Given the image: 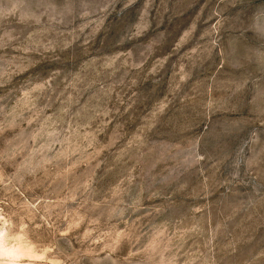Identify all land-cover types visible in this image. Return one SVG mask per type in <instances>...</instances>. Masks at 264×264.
<instances>
[{"label": "rangeland", "instance_id": "1", "mask_svg": "<svg viewBox=\"0 0 264 264\" xmlns=\"http://www.w3.org/2000/svg\"><path fill=\"white\" fill-rule=\"evenodd\" d=\"M0 264H264V0H0Z\"/></svg>", "mask_w": 264, "mask_h": 264}]
</instances>
